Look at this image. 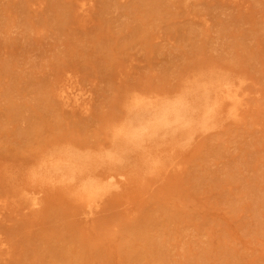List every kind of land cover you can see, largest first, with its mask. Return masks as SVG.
I'll return each instance as SVG.
<instances>
[{
  "label": "rangeland",
  "instance_id": "rangeland-1",
  "mask_svg": "<svg viewBox=\"0 0 264 264\" xmlns=\"http://www.w3.org/2000/svg\"><path fill=\"white\" fill-rule=\"evenodd\" d=\"M212 73L242 83L239 119L225 102L189 144L154 147L175 166L141 168L92 217L34 177L55 148L111 147L131 95ZM69 81L89 111L62 104ZM0 208V264H264V0H0Z\"/></svg>",
  "mask_w": 264,
  "mask_h": 264
},
{
  "label": "bare ground",
  "instance_id": "bare-ground-1",
  "mask_svg": "<svg viewBox=\"0 0 264 264\" xmlns=\"http://www.w3.org/2000/svg\"><path fill=\"white\" fill-rule=\"evenodd\" d=\"M87 3L79 5L83 14L89 9ZM192 81L188 86L185 84L183 92L172 97L154 99L152 95H131L126 117L113 129L111 147L103 149V146L98 150L71 146L55 148L38 164L34 177L43 182L67 185L78 197L85 217H92L101 208L104 197L120 190L141 168L158 176L175 164L172 159L155 154L156 147L189 144L198 131L211 129L217 123L216 117L222 113L225 102L230 105L229 116L239 119V108L246 98L245 92L239 90L242 83L235 86L231 78L216 73ZM76 85L70 81L63 84L62 104L87 112L90 94ZM102 169L104 172H100ZM31 192L26 193L27 207L35 209L41 203V191Z\"/></svg>",
  "mask_w": 264,
  "mask_h": 264
}]
</instances>
